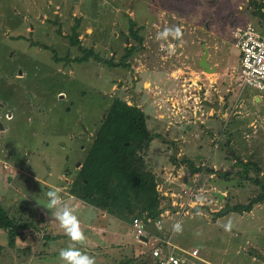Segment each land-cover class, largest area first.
Returning a JSON list of instances; mask_svg holds the SVG:
<instances>
[{"label":"rangeland","instance_id":"1","mask_svg":"<svg viewBox=\"0 0 264 264\" xmlns=\"http://www.w3.org/2000/svg\"><path fill=\"white\" fill-rule=\"evenodd\" d=\"M261 1L79 0L83 7L79 14L74 7L60 9L53 0H45L43 7L36 2L39 11L25 17L24 11L29 15L32 10L30 3L0 0V203L10 217L31 223L21 233L0 227V264H62L59 251L73 244L94 256L96 264H118L131 250L150 253V244L139 241L131 233V219L122 216L117 229L112 223L90 222L84 234L95 241L92 245L87 240L71 241L43 206L40 187L33 185L35 193L27 196L20 187L22 178L18 179L21 173H34L51 180L62 172L55 183L62 191H70L116 97L143 111L150 135L162 136L169 127L179 125L189 133L186 140L194 139L195 145L206 139L207 150L215 157L209 161L207 155L194 157L200 170L192 172L187 163L192 161L190 155L177 152V146L168 148L167 157L155 154L162 159L156 164L159 160L149 157L155 137L148 143L132 140L133 145H141L137 150L144 154L145 168L155 173L160 213L153 220L146 211L139 213L138 203L129 217L141 215L151 236L171 237L174 251L190 257L187 264H264V202L249 212L232 211L219 218L213 214L225 204L246 203L263 191L253 179L264 181V94L241 83L239 50L229 38L230 28L247 21L264 32V8L260 9L263 15L258 10ZM130 18L142 42L130 33ZM148 19L156 25L150 28ZM74 33L79 44L72 45ZM181 39L184 53L177 51ZM202 44L217 73L203 71L197 77L184 71L183 63L190 58L199 71L196 58L203 52L196 53ZM130 45L135 48L123 61ZM83 48L92 49L99 58L74 61L83 55ZM65 56L68 61L57 60ZM108 60L116 64L110 66ZM160 63L168 82L164 80L162 88L157 87L159 83L144 84L143 69ZM6 111H12V119L4 117ZM205 115L211 119L209 127L201 120ZM237 158L255 162L257 167L248 165L242 176ZM211 169L220 173H210ZM13 177H17L15 183ZM185 185L198 193L184 212L178 203L187 198L177 196ZM136 195L141 196L140 190ZM106 216L110 221L117 219ZM176 224L179 231L174 229ZM48 234L57 236L54 244L46 238ZM193 249L197 256L191 257L188 252Z\"/></svg>","mask_w":264,"mask_h":264},{"label":"trees","instance_id":"2","mask_svg":"<svg viewBox=\"0 0 264 264\" xmlns=\"http://www.w3.org/2000/svg\"><path fill=\"white\" fill-rule=\"evenodd\" d=\"M261 8H264V0L258 3L259 12ZM128 21L130 33L138 42H142V36H138L136 29H133L135 21L131 18ZM70 42L72 45L79 44L77 33L70 36ZM32 43L38 45L37 41ZM134 48L132 45L127 48L126 53L122 56L123 61ZM89 56L99 58L92 49L83 48V55L75 57L74 61L83 62ZM61 59L68 61L67 56L57 58L58 61ZM107 63L110 66L116 64L110 60ZM123 64L126 65V62ZM6 114H10L11 117L6 118ZM4 117L10 120L13 115L6 111ZM151 138L153 135H150L146 128L143 111L136 106L128 105L117 97L114 98L80 166L77 177L70 186V192L82 201L114 215L117 219H121L120 216L127 218L128 221L130 219L132 221L134 217L142 218L139 214L131 218L139 203L141 205L140 214L146 211L148 216L157 220L160 209L158 208L159 198L155 188V173L151 169L145 168L144 154L142 156L137 150L141 145L132 144L134 139L146 140L148 143ZM176 162L177 160H175ZM236 162L242 167V176L247 174L248 165L257 167L255 162L243 161L240 158H237ZM187 163L192 172L200 170V167H196L193 161H187ZM209 172L220 173L212 169ZM256 172H259L258 168ZM223 175H227V172H223ZM253 181L263 191L258 192L246 203L225 204L213 213L214 216L220 217L232 211L237 213L249 212L254 205L264 202L263 179L254 178ZM137 190L141 192L139 198L136 195ZM30 226L31 223L28 221L20 222L17 217H10L0 203V227L12 233L16 231L21 233L22 230ZM146 229H148L147 225ZM46 238L53 241L57 236L48 234ZM118 264H158V262L150 253H137L131 250Z\"/></svg>","mask_w":264,"mask_h":264},{"label":"crops","instance_id":"3","mask_svg":"<svg viewBox=\"0 0 264 264\" xmlns=\"http://www.w3.org/2000/svg\"><path fill=\"white\" fill-rule=\"evenodd\" d=\"M20 2H22V4L24 3V2H26L27 4H29L30 3V9H32V10H30L29 12V15H27V13H28V11H24V12H26V13H24L23 15H26L25 17H29L30 16V14H34V13H36L37 11H39V9H36V2L37 3H39L42 7H43V5H44V1L45 0H41L43 3H41L39 0H19ZM50 3H51V1H49ZM52 4L56 7H58V8H60V9H63V8H69L70 9V7L71 8H75L76 9V11L79 13V14H81V11H83V7L81 6V2H79V0H53V2H52ZM51 4V5H52ZM25 8L26 9H28V7H26L25 6ZM47 8V7H46ZM36 9V10H35ZM73 14H75V13H73ZM149 20V19H148ZM43 22V21H42ZM39 23V22H38ZM149 23H150V28H152V26H153V24H154V26L156 25V23H154V20L152 19V20H149ZM40 24V23H39ZM41 25V24H40ZM35 28V27H34ZM149 28V29H150ZM231 29V28H230ZM230 29H229V31H230ZM30 30H32V27L30 28ZM18 31V30H17ZM16 32V31H15ZM31 32H34V29L31 31ZM185 32V29H183V30H180V34H182V33H184ZM230 33V32H229ZM179 35V34H178ZM151 36V35H150ZM193 38V37H192ZM229 38H230V34H229ZM197 39H198V37H197ZM203 41H204V39H202ZM153 41H155V39L153 40ZM180 41V43L178 44V50L177 51H179V53L181 52V53H184V41L181 39V40H179ZM202 43H204V42H202ZM176 47V48H177ZM157 48H158V50H160V48H159V45L157 46ZM203 52V49L202 50H199V52L197 51V53L196 54H200V52ZM203 53H201L200 55H199V57L198 58H196V62H197V65L199 66V69L201 70H196V69H194L193 68V66H194V60H192L191 59V61H190V58L186 61V62H184L183 64H185L186 66V68H187V70H184V71H187V73L188 74H190V73H193V75H196L197 74V77H198V75H199V73H202L203 71H205L200 65H199V59H200V57H201V55H202ZM208 57H209V52H208V50H207V57H206V60L208 61V63H209V66L210 67H213L214 68V66H215V64H211L210 63V61H209V59H208ZM183 67L184 66H182V67H180V68H182L183 69ZM144 76L147 78V81H145L144 82V84H149V86H151L152 84H154V83H159L158 84V86L157 87H159V88H162V84H164V80L166 81V82H168V80L167 79H169L168 77H167V71L165 70V68L163 67V63H160V66H158V65H155V66H146L144 69ZM213 71H216V72H214V73H217V68L215 69L214 68V70ZM23 72V71H22ZM208 72V71H207ZM210 72H212V71H210ZM24 74V73H23ZM189 77H188V75H187V77H185V79L187 80ZM197 82V81H196ZM172 84H175V83H172ZM197 84H198V82H197ZM189 85H190V83H189ZM193 84L191 83V85L190 86H192ZM165 86V85H164ZM189 88V87H188ZM203 111V110H202ZM11 113H12V111H10ZM203 113H204V111H203ZM208 114V113H207ZM207 115H205V117H203V119H201L202 121H204V122H206V126L207 127H209V125H210V121H211V119L209 118V117H206ZM211 126V125H210ZM2 126H1V124H0V128H1ZM179 125H176V126H174V127H167L168 129L166 130L167 132H162L165 136L166 135H168V137H167V139L166 138H164L165 136L164 135H156V134H153V140H152V145L157 141V143L156 144H154L153 146L154 147H152L151 148V150H150V158H151V160L152 161H158L156 164H160L162 161V159H161V156H159V155H155V154H158V153H160V154H163V157L165 156V157H167V154L169 153H171V150H169L168 148H170V147H172V146H174L175 148H176V146L179 148L178 149V151L177 152H181V153H183V154H186L188 157H189V155H190V160H192L193 162H194V164H196L195 163V159H194V157H199L201 154H203V155H207V158H208V156H209V158H208V161L210 160V156L213 158V159H215V157H214V153H211L212 151H208L207 150V148H208V146H207V143H206V139H203V140H201L200 142L198 141V143H197V145H195V140L194 139H191L190 141L189 140H186L187 138H189V133H185L186 131L185 130H183V129H179ZM182 128V127H181ZM185 129V128H184ZM179 137H181L182 139L180 140V139H178ZM194 137V136H193ZM164 138V139H163ZM169 138H170V140H169ZM189 141V142H188ZM203 142V143H202ZM205 142V143H204ZM194 147H196V150H197V152H196V150H194L193 151V149H194ZM165 149H168L166 152H164V150ZM214 151V150H213ZM192 155V156H191ZM177 157V159L179 158L178 157V155L176 156ZM157 158V159H156ZM154 159V160H153ZM156 159V160H155ZM171 159V158H170ZM27 161V160H26ZM14 163V162H13ZM16 165V164H15ZM18 165H20V164H18ZM17 165V166H18ZM16 167V166H15ZM20 167H23V166H20ZM171 167V166H170ZM164 168H167V167H164ZM169 168V167H168ZM18 169V168H17ZM163 169V168H162ZM31 173V172H30ZM24 174L26 175V176H24ZM61 175H62V172H60V173H58L57 174V177L55 178V179H49V180H43V178H40V177H38L37 178V176H36V174H34V173H32V174H29V173H21V174H19V178L18 179H21L22 178V180H23V183H24V186H23V184H21L20 185V187L22 188V192L23 193H26L27 194V196H32V194L33 193H35V189L33 188V185H37V186H39L40 187V189L43 191V192H39V194H41V195H43V193H45L46 191H48L49 189H52V188H58L59 190H60V193H61V195L62 196H64V198L67 200V202L75 209V212H76V215L78 216V218H79V220H80V227H81V230L84 232V233H86L87 232V227L91 224V223H105V222H107V223H105V224H107L108 226L112 223L113 225H115V227H114V229H117V227H119V225H118V223H119V220L118 219H116V221H113V220H111L110 221V219H108L107 218V216H106V214L107 213H105L103 210H101V209H99V208H97V207H95V206H93V205H90V204H88V203H86V202H84V201H82L81 199H79V198H77L75 195H73L70 191H62V187L61 186H58L56 183H55V181L58 179V178H60L61 177ZM18 176V175H17ZM17 177H13V179H12V183H15L16 181L15 180H17L16 179ZM2 179V178H1ZM40 180H43L42 182L40 181ZM37 182H39V183H37ZM40 184V185H39ZM46 185H48V186H46ZM27 186V188L29 187V189H26L25 187ZM46 186V187H45ZM30 190L32 191V193L30 192ZM63 192V193H62ZM31 193V194H30ZM67 194L69 195V196H67ZM68 197V198H67ZM102 213H104V215L102 214ZM224 216V215H223ZM96 217V220L94 219ZM220 217H222V216H220ZM216 218H219V217H216ZM93 220H95V221H93ZM91 222V223H90ZM113 227V226H112ZM99 228V227H98ZM110 233H113V231H109ZM97 233V232H96ZM95 233V234H96ZM98 235V234H97ZM99 237H101L102 239L101 240H103L104 239V241L106 242V243H108L109 242V244H110V241L109 240H107L106 238H104V236L103 235H98V238ZM64 238V237H63ZM96 238H97V236H96ZM97 238V239H98ZM86 240H87V242H90L91 243V245L92 244H94L95 243V241H93L92 239H90V238H87L86 237ZM86 240H85V242H86ZM56 241V240H55ZM55 241H52V243L54 244V242ZM103 241V242H104ZM108 244V245H109ZM210 262V261H209ZM211 264H221V263H217V262H210Z\"/></svg>","mask_w":264,"mask_h":264},{"label":"built area","instance_id":"4","mask_svg":"<svg viewBox=\"0 0 264 264\" xmlns=\"http://www.w3.org/2000/svg\"><path fill=\"white\" fill-rule=\"evenodd\" d=\"M229 32L232 44L239 50L238 77L241 83L264 94V32L251 21L237 24ZM6 117L10 118L11 115L6 114ZM182 187L177 198L184 196L187 201L179 204L175 199L174 203L176 205L178 203V206L185 212L187 204L196 202L198 192L190 187L188 189L186 185ZM146 225L143 219L134 217L130 223L131 233L139 241L150 244V254L158 264L188 263L190 257H184L174 251L171 237L151 236L147 233ZM188 255L197 256V249L189 251Z\"/></svg>","mask_w":264,"mask_h":264},{"label":"clouds","instance_id":"5","mask_svg":"<svg viewBox=\"0 0 264 264\" xmlns=\"http://www.w3.org/2000/svg\"><path fill=\"white\" fill-rule=\"evenodd\" d=\"M45 204L43 206L50 210L52 218L59 222L60 227L73 242L83 243L86 236L80 227V220L75 209L61 195L58 188H52L43 193ZM37 202V200H36ZM38 205H41L37 202ZM176 231L180 230V225H174ZM59 258L62 264H96L95 257L87 252L81 251L74 244L59 251Z\"/></svg>","mask_w":264,"mask_h":264},{"label":"water","instance_id":"6","mask_svg":"<svg viewBox=\"0 0 264 264\" xmlns=\"http://www.w3.org/2000/svg\"><path fill=\"white\" fill-rule=\"evenodd\" d=\"M202 49H203V54L201 55L200 59H199V65L205 70V71H213L214 68L209 66L208 61L206 60L207 57V49L204 46V44H202ZM219 198H223V195L221 193H218Z\"/></svg>","mask_w":264,"mask_h":264}]
</instances>
